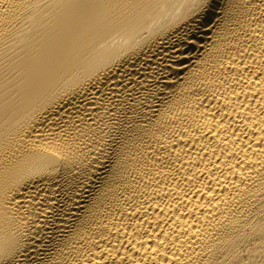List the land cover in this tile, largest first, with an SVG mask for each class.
<instances>
[{"label":"bare ground","instance_id":"1","mask_svg":"<svg viewBox=\"0 0 264 264\" xmlns=\"http://www.w3.org/2000/svg\"><path fill=\"white\" fill-rule=\"evenodd\" d=\"M0 264H264V0H0Z\"/></svg>","mask_w":264,"mask_h":264}]
</instances>
